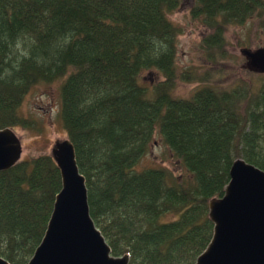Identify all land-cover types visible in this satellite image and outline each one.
<instances>
[{
	"label": "trees",
	"instance_id": "16d2710c",
	"mask_svg": "<svg viewBox=\"0 0 264 264\" xmlns=\"http://www.w3.org/2000/svg\"><path fill=\"white\" fill-rule=\"evenodd\" d=\"M189 14L210 33L201 48L224 53L225 31L264 13L263 0H194ZM180 0H0V130L39 83L65 78L60 120L85 178L90 216L114 257L128 264H195L209 245L208 203L220 198L233 162L264 171V84L196 90L175 98ZM264 28V21H263ZM156 70L152 97L139 82ZM184 72L182 80H189ZM158 130L188 177L134 168ZM61 189L50 155L0 172V258L28 264ZM177 219L162 223L163 215Z\"/></svg>",
	"mask_w": 264,
	"mask_h": 264
},
{
	"label": "water",
	"instance_id": "95a60500",
	"mask_svg": "<svg viewBox=\"0 0 264 264\" xmlns=\"http://www.w3.org/2000/svg\"><path fill=\"white\" fill-rule=\"evenodd\" d=\"M248 66L264 73V49L243 50ZM22 144L11 128L0 130V172L21 161ZM61 189L41 243L28 264H128V255L114 257L89 211L85 178L73 144L54 143ZM229 183L220 198L208 203L211 241L195 264H264V171L243 159L233 162ZM0 264H9L0 258Z\"/></svg>",
	"mask_w": 264,
	"mask_h": 264
},
{
	"label": "rangeland",
	"instance_id": "374dc122",
	"mask_svg": "<svg viewBox=\"0 0 264 264\" xmlns=\"http://www.w3.org/2000/svg\"><path fill=\"white\" fill-rule=\"evenodd\" d=\"M194 4V0H180L178 9L169 15V19L181 31L177 37L175 59L178 78L172 95L175 98L189 99L196 90L205 86L221 91L250 87L253 93H257L264 84V73L252 70L242 52L264 49V13L253 16L243 25L228 26L225 31L224 53L215 51L210 58L206 49L201 48V41L210 30L200 20L191 18L189 11ZM184 72L190 73L187 81L182 80ZM64 79L39 83L24 97L19 115L30 120L32 127L13 128L21 140V160L50 155L55 142L68 139L60 120V90ZM163 81V76L156 70L144 71L139 77V82L146 87L149 97L153 95V88ZM158 168L168 170L174 178L188 177L181 162L165 145L156 129L148 151L134 170L140 172ZM177 217L176 214L163 215L160 222H170Z\"/></svg>",
	"mask_w": 264,
	"mask_h": 264
}]
</instances>
